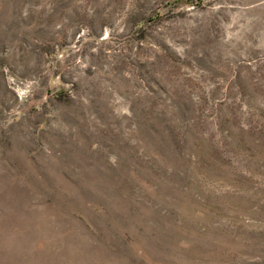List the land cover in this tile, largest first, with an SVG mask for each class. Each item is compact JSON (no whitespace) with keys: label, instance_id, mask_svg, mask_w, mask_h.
Instances as JSON below:
<instances>
[{"label":"rangeland","instance_id":"1","mask_svg":"<svg viewBox=\"0 0 264 264\" xmlns=\"http://www.w3.org/2000/svg\"><path fill=\"white\" fill-rule=\"evenodd\" d=\"M0 264H264V0H0Z\"/></svg>","mask_w":264,"mask_h":264}]
</instances>
